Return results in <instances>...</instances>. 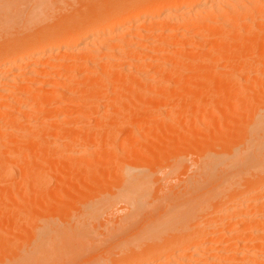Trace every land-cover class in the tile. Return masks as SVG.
Returning <instances> with one entry per match:
<instances>
[{"label":"bare ground","instance_id":"6f19581e","mask_svg":"<svg viewBox=\"0 0 264 264\" xmlns=\"http://www.w3.org/2000/svg\"><path fill=\"white\" fill-rule=\"evenodd\" d=\"M22 2L24 0H0V16H9L19 9ZM110 4L116 8V12L110 18L99 19L95 29L88 35L76 33L77 27L68 29L53 27L49 31L56 32L55 37L43 30V32L34 34V40L38 43L34 47L28 42L22 43L14 40L10 41L6 48L0 49V162L3 164L0 166L5 168V170L0 168V175L4 174V176L1 175L3 180L5 175L10 177L11 174L18 172L20 177L17 175L21 180L15 182L17 179L14 178H17V175H13L15 176L12 179L14 182L12 181L13 184L7 186V191L12 186L15 188L16 185L19 187L22 184L23 186L21 185L19 189L16 187V191H25V193L21 192L17 194V197L21 194L23 198L26 194L23 204L25 202L29 203L27 205H30V202L39 204L30 205L31 208L36 206L33 208L36 209L40 203L51 202V200L55 201L52 203L56 204L57 202V206L58 203H64L61 196L65 198L66 188L68 189L71 184L76 182L79 184L72 187L73 190L79 186L83 190L84 187H87L88 182L92 185L96 184L95 180L100 176V170L96 168L102 167L101 165L105 163L104 160L108 161V158L113 156L112 152L110 153L113 148L110 146L112 142H108L111 149L106 146L105 152L102 146L101 149H93L91 144H93L92 142L103 144V138H107L109 135L105 137L106 133L103 137L101 132L103 129L107 131L106 126L108 125L114 126L113 122L116 119L118 121L123 119L121 122L124 119V122H130L129 120L134 118L135 120L132 119V121L137 128L139 127L137 124L147 126L149 124H165V127L162 125L163 127L157 128L158 130L156 128L152 130L153 133L156 130L164 132L161 134L159 132L160 136L156 133L157 131L152 134L158 139L161 136L163 138V134L166 135H164L166 140L169 135H176L173 138L170 137L173 140L168 138L170 142L167 140L164 145L162 144L164 138L163 141H156L161 146L145 145V140L150 138L144 136L148 138L140 139L139 132L142 129H135V126L132 127L133 124L119 122L124 128H120L123 130H120L122 143L118 146L115 141H118L117 138L120 137V134L116 133L120 132L117 129L120 124H116L117 128L112 130L114 133H110L113 138L116 137L113 140L108 137L115 144L113 145L120 149L119 152L116 149V155L110 161L115 169L111 164L110 169H108L109 165L108 168L104 167L107 172H112L114 169V175L111 173L112 178L110 173L103 172L104 176L106 174L107 180L110 177L111 179L107 181L102 176L100 178L103 179L102 182L115 183L114 186H117L111 189L112 191L105 192L103 190L105 193L98 190L100 195L97 194L98 196L93 197L83 192L79 195L80 202L78 201V203L80 204L74 206L75 209L64 207L65 210L59 214L50 210L45 214L40 213L39 216L37 213L39 211L36 210L32 214L34 221L32 222L29 219L30 216L26 215V218L29 219L27 222L31 221V223L26 225V220L22 218L24 222L21 224L22 221H20V224L16 226L18 230L15 231L13 228L14 232L6 230L7 228H0V264H264V82L262 83L260 80L264 78V0H125L123 2L112 0ZM50 6L45 0H40L37 5L44 11L51 9ZM169 9H172L170 14ZM98 12L100 11L98 10ZM94 15L92 17L97 19ZM150 16H157L151 23L162 22V25H159L163 27L162 32L156 31L158 34L155 41H149L153 35L148 36L141 31L142 29L140 30L141 25L145 27L144 24L136 29H131L130 26L140 18ZM163 21L166 24H163ZM151 29L153 30V28ZM125 47H129V49L127 50ZM123 48L127 51L122 52ZM246 56L249 57L248 60ZM14 58L18 60H14ZM242 58L245 62L242 61ZM235 62L238 64L235 65ZM80 71L81 76L78 77L77 74ZM250 73H254V75H250ZM186 74L188 75L187 80H185ZM242 76H245L246 79V81L243 80L245 81L243 83L240 79ZM253 76L254 81H252ZM198 78L201 83H196L199 82ZM226 80L234 88V92L240 94L236 96L237 98H233L235 102L236 100L240 101L237 103L238 107L235 102H227L234 97L233 90L231 97H224V95L231 94V92L228 93L231 91V87L228 86ZM203 83L207 85H203ZM250 84L252 91H249L248 88ZM243 86L247 90L245 88L244 90ZM204 88L206 89L204 92H208V94L205 93V100H203V96L200 97V92ZM243 92L244 94L241 95ZM247 92L249 95L250 92L252 93L250 95L252 99L247 96L250 102L248 103L250 111L241 116L238 113L240 112L238 108L240 105L241 109L244 108L242 103ZM220 94L224 97V101ZM219 96H221L220 100ZM197 100H203L204 104L203 102L198 103ZM206 103H213L212 106H215L212 107ZM228 103L235 104L236 108L234 106L233 111L235 110L234 113L239 114L237 117L240 116V122H238L246 124H243L245 128L243 125L237 124L242 129L243 135L239 134L238 128H236V132L233 130L234 133L231 132L230 128L233 129V127L229 126L228 119L231 120L232 116L224 112V115L230 116L226 119L227 116L223 115L222 108H225L226 104L228 106ZM246 103L247 100L243 103L246 108L244 111H247ZM196 104L200 106H196ZM102 106L106 109V112L105 109H102L105 112L103 114L100 111ZM122 106L127 110L123 111V108L121 110L119 107ZM162 106L163 109L160 110H165L163 112L154 109ZM204 106L205 110L206 106H209L208 110L213 109L210 117L212 132L207 133L208 135L204 132L205 136L203 135V137L210 141L199 144L205 138L201 139L196 136L198 135L196 130L203 124V120L210 119L207 116L210 110L203 111L205 114L201 112L204 116L206 115L205 119L199 115V108L202 107V111ZM114 107V110L118 107L117 112H114L120 111L116 115L120 120L117 117L114 118L115 120L111 119L109 116L113 113L109 109ZM80 108H84L85 111L75 117ZM144 108H148V111ZM191 108H193L194 115L188 113ZM91 110L96 111L93 113L94 115L91 114ZM152 110L156 111V114ZM108 111L109 113H107ZM111 116L114 117L113 114ZM72 118H78L84 124L89 123V125L93 120L101 123V127L94 126L95 124L92 123L91 126L97 127L94 132L104 128L97 131V134L93 132L94 128L89 129L94 134L87 133L86 130L83 134L87 133V135H83L79 130L82 136L78 131L72 129L74 127L69 126L70 128H65L64 131L61 128L65 138L67 136L74 138L77 136V132L79 139L83 137L85 146L81 139L78 141L79 144H82L80 146L85 147V149L81 148L84 153L81 149V151L74 149L72 153L81 152L80 154L83 153L82 156L85 157L80 159L79 153V157L76 155L77 153H69L71 149L68 150L72 146L69 139H67L69 142L66 140L69 144H65L66 146L64 145L63 148L55 145L54 142L57 140L52 143L56 149L49 144L52 147L49 149L51 148L52 151L59 148L61 153H58L61 158L58 157V153L55 157L56 151H54L55 154L50 153L49 156L48 148H46L48 150L46 154L49 157L46 156L43 151L47 147L45 144L52 141H47L51 138L49 128L52 130V126H55L52 124L49 126L50 121L53 120L54 123L65 121L68 125L72 124ZM237 119H233V121L235 122ZM107 120L112 123L106 125L108 122L105 121ZM227 123L229 124L227 130L230 129L228 131L230 133L224 128L222 129L223 125ZM57 124L56 126L59 125ZM174 124L179 125L178 128L173 127ZM124 125L128 128L131 127L132 130L129 131L130 129H126ZM31 126H35L37 131L32 130L34 127ZM167 126H170V131L169 127L166 128ZM28 127H31L30 130ZM164 128L166 129L164 130ZM45 130H47L46 134L49 132L50 137H46ZM186 130L191 133L194 139L196 138V143H198V146L196 143L191 146L195 141L191 139L192 142L189 141L191 144H186V148L190 149L191 154L193 150L200 157V162L196 166L188 161L186 157L190 154L188 150L184 151L186 153L183 152V155L181 152L182 147L185 148ZM237 131L238 134H235ZM171 132L173 135L170 134ZM201 133L199 134L202 135ZM236 135H239L241 140ZM197 137L201 139L200 142ZM129 143L133 144V149L127 148L130 147L127 146ZM42 144L45 146H41ZM2 146L10 158L8 156V159H1L3 158L2 154L4 157L8 155ZM146 146L148 151H146L147 148L143 149ZM177 146L182 147L178 150ZM7 147L10 149L6 150ZM61 149L64 150V153L68 151V158H74L76 155V160L80 159L76 161L78 162L76 165L73 162L75 159L72 161L71 158H67L72 161L73 169H75L74 165L77 166L75 172L72 169L67 172V167L72 163L69 162L68 165L65 161L63 164L62 161L65 159ZM27 150L30 151V154L26 152ZM40 151L44 152V157ZM38 152L41 154L39 153L40 158L39 154L36 156L37 159L41 160V157L44 158V161H48V158H50L49 160L56 158L55 161L59 159V162L66 167L59 174H64L63 170H65L67 172L65 175L68 174L69 177L66 178L63 174L58 175V172H55L58 170L55 168L56 165L59 168L58 171L63 166L61 163L59 165L57 161L55 165L52 161V163L50 162L52 167L48 163L45 166L50 167V170L45 171V173L50 171L49 177L48 173L43 175L46 180L44 177H42L44 180L41 181L34 178L38 182L32 180L30 182L33 183L29 184V181L27 183L26 180L33 176V172H35L34 175L44 172V161H39L42 163L41 165L35 156L32 158V154ZM20 153L21 161L23 163L26 161L25 165H21L22 167H20ZM130 154L134 155V158H139L143 163L135 164L137 161L134 160L138 159L128 162L127 159L130 157L126 158V156H130ZM12 158L20 163H16L15 160L16 165L7 166L9 164L5 160L13 161ZM30 160L34 163L31 164ZM35 161L40 164L39 167L35 166L39 168V171H33V167H31L33 164H37ZM157 161L160 162L159 165L155 163ZM4 164H7V167H4ZM26 165H30L32 175H29L30 171L26 169ZM157 165L158 167H154ZM40 167L43 169L40 170ZM154 168L170 172L160 176ZM147 169H150L151 172H147ZM51 171L55 172L58 177L55 175L53 179L55 173L51 177ZM93 172L99 175L94 178ZM69 173L73 176L70 177ZM74 173L76 174L74 175ZM89 174H93L91 178ZM115 174L117 175L115 176ZM172 174L181 175L180 183L169 186L170 190L164 192L165 194L161 193L160 195L159 191L155 192L157 191L155 188L160 189L159 185L166 186L168 175ZM92 177L94 183L93 180H89ZM55 179V188L48 189L46 184H50ZM112 179H116L113 180L114 183ZM24 184H27L28 188L31 187L30 185L39 184L34 187V189L37 188L34 190L36 193H31L39 194L40 197L38 198L36 195L35 198H30L35 196V194L30 195L29 192L33 191V188L26 190L23 188ZM106 185L103 184V186ZM13 187L12 190H14ZM39 188L43 194L40 193ZM42 189L44 190L42 191ZM69 189L71 190V188ZM73 190H71L72 194ZM26 191L29 192L28 195ZM98 191L96 190V192ZM63 192L64 195H62ZM86 192L88 193V191ZM72 194H68L69 198H72ZM36 198L37 200H35ZM40 198L42 199L40 200ZM4 201H1V204ZM67 201L65 204L68 207L74 205L72 200L68 199ZM9 202H11L9 204H13V201ZM17 202L20 204L19 201ZM6 203L8 202L5 201L4 205ZM52 203L51 205H53ZM119 203L126 205L125 207L121 205V209L125 213L118 215L120 217L114 221L113 225H107L103 219H106ZM43 205L45 207L48 203L41 206ZM14 206L15 204L11 206L12 210ZM7 208L9 209V207L5 209ZM57 209H61V207L58 206ZM1 210L0 212H3ZM113 213L116 212L113 211ZM6 214H2V217L5 215L2 221L8 222L6 220L11 216ZM5 222H3V226H5ZM9 225L8 223L6 226L12 230ZM5 231L12 232L16 240H8L10 238L7 237L11 233L7 234ZM116 254L119 255H117L118 258L115 257ZM104 256L107 260L103 258Z\"/></svg>","mask_w":264,"mask_h":264},{"label":"rangeland","instance_id":"374dc122","mask_svg":"<svg viewBox=\"0 0 264 264\" xmlns=\"http://www.w3.org/2000/svg\"><path fill=\"white\" fill-rule=\"evenodd\" d=\"M46 1V3L48 2L51 6V9L49 8V9H46L45 11H44V9L42 10V8H38L37 7V5H38V3L40 2V0H24V2H22V4L21 5H19V9L18 10H16L15 12H12L9 16H0V47L2 46V48H0V49H3V48H6L9 44L8 43H10V41H16V42H22V43H24V42H28L29 44H33L32 46L34 47L35 45H37L38 43H37V41H35L34 40V34L35 33H37V32H43V31H45V33H47V34H50L52 37H55L56 36V32H50L49 31V29L51 30L53 27H58V28H62V29H64V28H66V29H68V28H72V27H77V31H76V33L78 32V33H83V34H86V35H88L91 31H93L94 29H95V26H96V24H97V22H98V20L100 19V20H103L104 18H110V17H112L113 16V14L116 12V8L115 7H113L111 4H110V2L112 1V0H104V1H101L100 0V2H98L99 0H45ZM114 1H120V2H123V1H125V0H114ZM165 2V1H164ZM97 3V4H96ZM98 10L100 11V12H98ZM99 13L98 15H94V14H97V13ZM172 12V9H169V14ZM95 16V17H97V19H95V18H93L92 16ZM102 16V17H101ZM156 17L157 16H150V17H143V18H140L139 20H137L136 22H134L132 25H130L131 26V29H136L138 26H140L141 24H144V26L145 27H143V25H141L142 27L140 28V30L142 31V32H144V33H146L148 36L149 35H153V36H151L152 37V40H151V37H150V39H149V41H155L156 40V37H157V34L158 33H160V32H162V26H159V25H162L161 23L162 22H154V23H151L152 22V20H154V19H156ZM93 18V19H92ZM159 18V17H158ZM90 19H92V20H90ZM149 20H150V22H149ZM155 24V25H154ZM157 24V25H156ZM163 24H166L165 23V21H163ZM44 26V27H43ZM158 26V27H157ZM151 28H153V30L151 29ZM45 29H47V30H45ZM43 30V31H42ZM156 31L158 32V33H156ZM144 33H143V35H144ZM150 33H153V34H150ZM155 33H156V35H155ZM147 36V37H148ZM155 36V37H154ZM149 38V37H148ZM31 42V43H30ZM133 47H135V45H132ZM131 46V47H132ZM154 46V45H153ZM132 47V48H133ZM126 48V47H125ZM125 48H123L121 51L123 52V51H127L128 49H129V47L128 48H126L127 50H124ZM157 48V47H156ZM20 53V52H19ZM22 54V53H21ZM20 54V55H21ZM244 58V57H243ZM243 58H242V61H244L243 60ZM249 58V57H248ZM248 58H247V56H246V59L248 60ZM245 59V58H244ZM14 60H18V59H16V58H14ZM238 62H240V61H238ZM245 62V61H244ZM235 65L236 64H238V63H234ZM207 70V69H206ZM81 71L77 74L78 75V77H80L81 75ZM187 75V74H186ZM185 75V77H187V78H185V80H187L188 79V75L186 76ZM250 75H254V73H250ZM190 77V76H189ZM225 78V77H224ZM242 78H244V79H242ZM242 78H240L241 80H242V83L243 82H245L246 81V79H245V76H242ZM199 79V82L197 81H195L196 83H201L200 81V78H198ZM207 79V78H206ZM205 79V80H206ZM226 79H228L227 77H226ZM204 80V79H203ZM202 80V82H204ZM238 80H239V77H238ZM243 80H245V81H243ZM261 80V82L263 83L264 81V78H263V80H262V78L260 79ZM252 81H254V76L252 77ZM193 82H194V80H193ZM226 82L229 84V82L226 80ZM207 83L209 84V81L207 80ZM203 85H207V84H205V83H203ZM232 85V84H231ZM251 85V84H250ZM249 85V91H252V85L250 86ZM229 87H231L230 86V84L228 85ZM251 87V88H250ZM202 88H203V86H202ZM243 89L245 88L244 86L242 87ZM229 89V88H228ZM246 90H247V88H245ZM244 89V90H245ZM204 90L206 91V89L204 88V89H202V91L200 92V97H202L203 98V100H205L204 98L206 97L205 95L206 94H208V92H204ZM232 90H233V92H234V88H232L231 87V91H226V92H228V93H230L231 92V94H228V95H224V97L226 98V96H229V97H231L232 96ZM240 91H242V90H240ZM245 92V91H244ZM244 92L243 93H241V95H243L244 94ZM202 93H204V94H202ZM206 93V94H205ZM202 94V95H201ZM225 94V93H224ZM227 94V93H226ZM234 95V97H232V99H230V100H228L227 102H229V101H232V102H235V100L233 99V98H237L236 96H239L240 94H238V93H236V92H234L233 93ZM237 94V95H236ZM248 94V95H247ZM252 93L250 92V95H251ZM129 97H131L129 94H127ZM221 95V94H220ZM250 95H249V92H247L246 93V96L244 95V98H243V100H244V102L247 100V105H246V107H247V111H244V109H246L245 108V104H243L244 102H243V100H242V105H243V109H241L240 107H241V105L239 106V108H238V111H240V112H238L241 116L243 115V114H248L249 113V111L250 110H248L249 109V107H248V103H250L249 102V100H248V98L250 97ZM205 96V97H204ZM217 96V95H216ZM215 96V97H216ZM222 96V95H221ZM221 96H219V100H220V97ZM247 96H248V98H247ZM223 97V96H222ZM224 97H223V101L225 100L224 99ZM241 97H243V96H241ZM241 97H239L240 99H241ZM160 98V97H159ZM163 98V97H162ZM246 98V99H245ZM251 98V97H250ZM200 99V98H199ZM252 99V98H251ZM251 99H250V101H251ZM199 101V100H197L198 101V103L199 102H203V104H204V101ZM215 100H216V98H215ZM216 101H218V100H216ZM101 102V101H100ZM103 102H104V100H103ZM240 102V101H239ZM238 102V100H236V106L238 107V105H237V103H239ZM252 102V101H251ZM161 103V102H160ZM163 103V102H162ZM104 104V103H103ZM206 104H208V103H206ZM212 104L213 103H209L208 105H211L212 106ZM230 105L231 104H229L228 103V106H227V104H226V106L224 105V107L225 108H222V112H223V115H224V112H225V114H231L230 116H232V118H230L231 120H229L228 119V117H230L229 115L227 116V115H224L225 117L227 116V118L226 119H228V121H229V124L227 123V124H225V125H223V127H222V129L224 128L225 130H227L229 127L227 126V125H229V126H231V127H233V129L232 128H230L231 129V132H236L235 130H236V128H238L237 130L238 131H240L239 132V134L240 135H243V133L241 132L242 131V129H240L239 128V126L237 125V124H240L241 126L244 124L243 122L242 123H239L240 122V120H239V118H240V116H238L237 117V115H239L238 113L236 114V113H234L235 112V110L233 111V108H234V106H235V104L234 103H232V105H231V107H230ZM118 106H121V105H118ZM196 106H200L199 104H196ZM215 105H213L212 107H214ZM236 106H235V108H236ZM96 107V106H95ZM148 107H150V106H148ZM153 107V106H152ZM195 107V106H194ZM209 107V106H208ZM208 107L206 106V110H205V106H204V110H202L201 111V109H203L202 107L201 108H199V110H200V112H199V115L200 116H203L202 118H204L205 116L203 115V114H205L203 111H205V112H207V110H208ZM226 107H229V108H226ZM119 108H121V110H123L124 109V107L122 106V107H119ZM123 108V109H122ZM95 109V108H94ZM101 110L100 111H102V114L103 113H105L106 112V109L102 106V108H100ZM105 111V112H103V110ZM111 109V110H110ZM109 109V111L110 112H113V113H111V114H113V118H112V116H111V114H109V116L111 117V119H116V115L120 112H118V113H116L117 111V109H118V107H117V109L116 110H114L115 109V107L114 108H110ZM145 109V108H144ZM155 110L156 109H159V112H163V111H165V110H160V109H163V106L160 108H154ZM153 109V110H154ZM165 109H166V107H165ZM225 109V110H224ZM241 109V110H240ZM125 110H127V108L126 109H124L123 111H125ZM145 110H147L148 111V108L147 109H145ZM150 110V109H149ZM152 110V112H154L155 114H156V111H153ZM190 110V109H189ZM198 110V109H197ZM210 110V111H209ZM208 111L210 112H208L207 113V116H208V118H210L212 115V111H213V109L211 110V109H209ZM243 110V113L241 114V111ZM85 110H84V108H80V110H79V113H76V115H75V117H78L79 116V114L80 113H83ZM92 112H91V114H93L94 112H96V111H93V110H91ZM109 111L107 112V113H109ZM114 111H116V112H114ZM187 112H188V110H186ZM151 112V113H152ZM157 112H158V110H157ZM193 108H191V110L188 112L189 114L191 113V114H193ZM201 112H203V114L201 113ZM237 112V111H236ZM245 112H247V113H245ZM202 115H201V114ZM115 114V115H114ZM153 114V113H152ZM188 114V116L190 117L191 116V118H193V116L192 115H189ZM210 114V115H209ZM232 114H234V115H232ZM94 115V114H93ZM194 115V114H193ZM119 116V115H118ZM234 116V117H233ZM244 116V115H243ZM246 116V115H245ZM120 117V116H119ZM122 117V116H121ZM187 117V116H186ZM188 117V118H189ZM238 118L237 119V121H233V119L235 120L236 118ZM118 118V117H117ZM207 118V117H206ZM241 118H245V117H241ZM110 119V120H111ZM114 119V120H115ZM119 120H120V118H118ZM130 119V118H129ZM132 119H134V118H131L129 121L130 122H124L125 121V119H124V121H122V122H124V123H129L130 125L131 124H133V121H132ZM205 119V118H204ZM54 120H56V119H54ZM73 122H75V123H73L72 121V124H68V125H66L67 123L65 122V121H60L61 123H59V122H56V123H58L57 125L58 126H56V123H54L55 121H53V120H51L50 121V124H49V126L52 124V125H55V126H52V130H50L51 128H49V131H50V134H51V138H49V139H47L48 137H50V134H49V132L46 134V132H47V130H45V134L47 135L46 137L47 138H45V139H47V141H49L50 142V140H52L50 143H46L45 145L47 146V147H45V150H43V151H45V154L47 153V151L48 150H50L52 147L50 146V145H52L53 146V142H54V140H57V141H55L54 143H55V145L56 146H58L59 148L61 147V148H63L64 147V145L65 144H69V143H67V142H69L67 139H69L71 142H72V148L70 147L69 148V150L68 151H70V149H71V152H69V153H72L73 151H74V149H81V148H83L85 145V143H84V139H82L83 137H80V139L83 141V147L82 146H80V145H82V144H79V141H80V139L77 137V136H82L81 135V132H79V130H81L82 131V134L83 133H85L86 132V130H87V133L89 132V133H91L92 132V130H93V132H94V130H96V128L97 127H94V126H99V127H101L102 125H101V123H99V122H97L96 120H93L92 122H91V125H92V123H93V125L94 126H91V125H89V123H86V124H84V122H82V120H79L78 118H72L71 119ZM105 121V122H108V123H106V125L107 124H109L111 121L113 122V120H111V121ZM121 120H123V119H121ZM121 120L120 121H118L117 119H116V121L115 122H113V124H114V126H112V125H108V126H106V128H107V131L106 130H104L103 128L104 127H102V129H103V131L101 132L102 133V135H103V137H104V135H105V137L107 136V135H109V136H107V138L109 137V138H112V140L116 137H114L113 138V135L111 134L110 135V133H114L113 131H114V129H115V125L116 124H120V123H122L121 122ZM126 120H127V118H126ZM135 120V119H134ZM77 121V122H76ZM96 121V122H95ZM128 121V120H127ZM204 122H203V124H201L198 128H197V133H198V135H196V136H199L201 139H202V137H203V135H204V132H205V134H207V133H210V132H212V126H211V118L210 119H205V120H203ZM228 121H226V122H228ZM239 121V122H238ZM51 122H53V123H51ZM67 122H69V121H67ZM71 122H69V123H71ZM111 122V123H112ZM116 122H118V123H116ZM120 122V123H119ZM233 122V123H232ZM244 122L246 123V121H245V119H244ZM97 123H99V124H97ZM110 123V124H111ZM155 123V122H154ZM88 124V125H87ZM145 124V123H144ZM171 124V123H170ZM173 124V123H172ZM62 125V126H61ZM126 125V124H125ZM124 125V126H125ZM129 125V126H130ZM137 125H139V130H141V132H139V130H138V132H139V136H140V139H143V140H145L146 138H150L149 140H145L146 141V143H145V145L147 144H150V145H155L154 147H156V145H160L161 146V144H158V140H161V141H163V145H164V143H167L166 141L168 140V138H170V137H172L173 138V136H175V135H173L172 133L174 132H171L170 134L171 135H173V136H170L168 133V137H167V140L164 138V135L165 134H163V138H162V136L158 139L155 135H152V134H154L158 129L157 128H159V127H161L162 125L165 127V124H160L159 125V123H158V125L157 124H153V125H141V124H137ZM175 126H173V127H176V128H178V126L179 125H177V124H174ZM233 125V126H232ZM244 125H246V124H244ZM243 125V126H244ZM69 126H71V127H74V128H72V129H74L75 131H78L79 132V135H78V132H77V136L76 137H74V138H71V137H69V136H67L66 138H65V135L63 134L64 132V129L65 128H68ZM90 126H91V128H90ZM120 126V127H119ZM118 127L119 128H117V129H119V131L121 130V129H123L124 127H122V125L120 124ZM135 126V129H138L137 128V126L136 125H134L133 124V126L132 127H134ZM145 128H144V127ZM162 126V127H163ZM172 126V125H171ZM184 126H186V125H184ZM31 127H34L32 130H36L37 131V128H35V126H31ZM31 127H28V130H30V128ZM60 127V128H59ZM98 127V128H99ZM142 127V128H141ZM169 127V131H170V126H167L166 128H168ZM173 127H172V129H173ZM183 127V126H182ZM47 128H48V126H47ZM46 128V129H47ZM61 128H63L62 130H61ZM70 128V127H69ZM76 128V129H75ZM92 128H94V129H92ZM121 128V129H120ZM125 128L126 129H130V128H128V126L126 127L125 126ZM147 128V129H146ZM154 128H156L157 130L156 131H154V133H153V131L152 130H154ZM166 128H164V130L166 129ZM180 128V127H179ZM243 128V127H242ZM244 128H245V126H244ZM89 129H92L91 131H89ZM102 129H97V131H99V130H102ZM134 129V128H133ZM134 129V130H135ZM161 129H163V128H161ZM230 129L229 130H227V132L228 131H230ZM40 130V129H39ZM54 130V131H53ZM110 130V131H109ZM113 130V131H112ZM132 129H130L129 131H131ZM163 130V131H164ZM167 130V131H168ZM174 130V129H173ZM233 130V131H232ZM52 131V132H51ZM97 131L96 132H94L95 134H97ZM106 131V132H105ZM112 131V132H111ZM116 131V130H115ZM121 131H123V130H121ZM121 131L118 133V131L116 132L117 134H120L119 136V138H117V140L118 141H115L116 143H117V145L119 146V145H121V143H122V136H121ZM127 131V130H126ZM125 131V132H126ZM137 131V130H136ZM160 131H162V130H160ZM159 131V132H160ZM168 131V132H169ZM214 131V130H213ZM238 131H237V133H235V134H238ZM63 132V133H62ZM92 132V134H94ZM103 132H104V134H103ZM109 132V133H108ZM128 132V131H127ZM138 132H136L137 134H138ZM159 132L157 131L156 133H158V135H159ZM202 132V133H201ZM233 132V133H234ZM87 133L86 134H83V135H87ZM116 133H115V135H116ZM161 133H164V132H160V134ZM166 133V132H165ZM199 133H201L202 135H200ZM228 133H230V132H228ZM242 133V134H241ZM124 134V133H123ZM136 134V135H137ZM185 136H186V139H185V141L184 142H186L185 143V148L184 147H182L183 146V143H182V146H177V148H178V150H179V148L180 147H182V150H181V152H182V155H183V152L184 151H187L188 149L186 148L187 147V145H189V144H187V143H190L191 144V142H192V140L191 139H193V140H195L194 139V137L191 135V133H189V132H187V130H186V132H185ZM234 134V135H235ZM63 135V136H62ZM99 135V134H98ZM97 135V136H98ZM101 135V134H100ZM101 135V136H102ZM155 136V137H152V136ZM157 135V136H158ZM208 135V134H207ZM111 136V137H110ZM138 136V137H139ZM144 136H148V137H144ZM160 136V135H159ZM166 136V135H165ZM205 136V135H204ZM237 137L239 136V135H236ZM98 137H100V136H98ZM103 137H101V138H103ZM124 137H125V134H124ZM123 137V138H124ZM142 137V138H141ZM199 137H197L198 139H199ZM242 137V136H241ZM75 138H76V142H75ZM107 138H103L104 139V141L102 142L103 144H99L98 143V141H97V143L98 144H96V142H92L93 144H91V147L93 148V149H97V148H99V149H101L100 147L102 146V148H103V151L105 152V150H106V146H107V148L109 147V143L108 142H112L111 144L113 145L114 143H113V141L111 140H109V138H108V141H107V143H106V140H107ZM157 138V139H156ZM172 138H170L171 140H173ZM203 138H205V137H203ZM238 138H240V136L238 137ZM60 139V140H59ZM72 139H73V141H72ZM139 139V138H138ZM163 139V140H162ZM201 139H199V142L201 141ZM235 139H236V137H235ZM66 140H67V142H66ZM79 140V141H78ZM116 140V139H115ZM237 140V139H236ZM235 140V141H236ZM239 140H241V138L239 139ZM43 141H44V139H43ZM43 141H39L40 143L41 142H43ZM61 141V142H60ZM93 141H95V140H93ZM144 141V142H145ZM152 141H154V142H152ZM156 141H158L157 143H156ZM169 142H170V140H168ZM189 141H191V142H189ZM210 140H208L207 138H205V140L204 141H201L199 144H201V143H207V142H209ZM46 142V141H45ZM44 142V143H45ZM66 142V143H65ZM70 142V143H71ZM148 142V143H147ZM168 142V143H169ZM194 143H192L191 144V146L192 145H194L195 143H196V140L195 141H193ZM238 142V141H237ZM236 142V143H237ZM43 143V144H44ZM41 145V146H45V145ZM50 144V145H49ZM63 144V145H62ZM94 144H95V146H94ZM110 144V146L115 150L114 152H113V149H111L110 147V149L112 150V151H110V153L112 152V154H113V156L114 155H116V152H117V150H118V152H119V147L117 148L116 146H112ZM144 144V143H143ZM187 144V145H186ZM198 143H196V145H197ZM40 145V144H39ZM54 145V146H55ZM62 145V146H61ZM76 145V146H75ZM93 145V146H92ZM97 145H100V146H97ZM206 145V144H205ZM12 146H14V145H12ZM40 146V147H41ZM53 146V147H54ZM66 146V145H65ZM104 146V147H103ZM127 146H130V147H127L128 149H133V144L132 145H130V143H129V145L127 144ZM144 146V145H143ZM198 146V145H197ZM199 146H201V145H199ZM3 147V146H2ZM17 148V146H14V148ZM49 147H51L50 149H49ZM68 147V146H67ZM75 147V148H74ZM96 147V148H95ZM114 147H116V148H114ZM193 147H195V146H193ZM5 148H6V146H5ZM8 148V147H7ZM10 148H11V146H10ZM10 148H8V149H6V150H9ZM46 148H48V150L46 149ZM59 148L57 149V150H54V149H56V147H54V151H56V154H55V152L54 151H52V150H50V151H52V152H48L49 154V156H50V153H53V154H55L56 156L55 157H57V153L59 152V153H61V151H59ZM146 148H147V150H146ZM186 149V150H184V149ZM43 149V148H42ZM66 149V148H65ZM84 149H85V147H84ZM98 149V150H99ZM109 149V150H110ZM117 149V150H116ZM143 149H145L146 151H148V147L146 146V147H143ZM3 150H4V147H3ZM61 150H63V149H61ZM78 150V151H79ZM82 150V152H83V149H81ZM80 150V151H81ZM150 150V149H149ZM43 151H40L42 154H44V152ZM65 151H67V150H65ZM67 151V152H68ZM189 151V153H190V149L188 150ZM4 152L5 153H7V151H5L4 150ZM9 152V151H8ZM27 153H29L30 151H26ZM40 152H38V153H36V154H32V158L35 156V158L37 159L38 157L40 158ZM67 152H65L64 153V150H63V152H62V154H63V156H64V161H62L63 162V164H64V162L66 161L67 162V164L69 163V162H71L72 163V161L73 162H75V164L76 163H78V162H76L79 158L80 159H82L83 157H85L84 155L82 156V154L84 153H82V154H80L79 152V154L82 156H80L79 157V155H78V153H77V151H75L74 153H72V154H76L79 158L76 160V158L75 157H77L76 155H75V157L74 158H71L70 156H71V154L69 155V157L71 158V160L72 161H69L68 159H70V158H68L67 157ZM107 152H108V150H107ZM192 152V154L190 153L189 155H187L186 156V154H184V156H186L187 157V159H188V161L190 162V164H193V165H197L198 164V162H200V157H199V155L198 154H195V152L192 150L191 151ZM194 152V153H193ZM19 153V152H18ZM40 153V154H39ZM59 153H58V157L59 158H61V155L59 156ZM179 154H180V152H178ZM184 153H186V152H184ZM8 154V153H7ZM30 154V153H29ZM38 154H39V156H38ZM45 154L42 156V157H44L45 156ZM53 154H51L52 156H53ZM111 154V155H112ZM12 155V154H11ZM15 155V154H14ZM20 155V159L18 158V157H16L17 156V154H16V156H15V158H18L20 161L22 160L21 159V153L19 154ZM18 155V156H19ZM47 154H46V156H48ZM66 155V156H65ZM6 156V155H5ZM9 156V158H10V155L8 154L6 157H4V154H2V157L3 158H1V159H6L7 157ZM13 156V155H12ZM22 156H24L23 154H22ZM36 156H38V157H36ZM48 156V157H49ZM62 156V157H63ZM113 156L112 157H110V158H108L109 160L107 161V160H104L105 161V163H104V165L102 164L101 166L102 167H98V168H96V169H98V170H100V176H102L103 177V179L105 178V176H106V174H105V176H104V173H106L107 172V169L105 168L104 169V167H107L108 165V169H110V164H111V162L110 161H112V158H113ZM131 156H133V157H131ZM41 157V160L40 159H37V161L39 162V161H44L43 159L44 158H42ZM47 157V158H48ZM54 157V156H53ZM127 157H130V158H128L127 160H128V162H130L132 159L134 160V159H138V160H134V161H137V163L135 162V164H139V163H143L139 158H134L135 156L134 155H132V154H130V156H126V158ZM14 158V157H13ZM12 158V159H13ZM31 158V156L29 157V159ZM47 158H46V160H47ZM68 158V159H67ZM8 159V158H7ZM29 159H24V160H29ZM50 158H48V161H44V166L43 167H45V166H47L48 164H50V167H52L53 165H51V163H52V161L54 162V164L56 165L57 163H59V165H60V163L61 162H59L60 160L58 159V160H56L57 161V163H55L56 161H55V159L54 158H51V160H49ZM63 159V158H62ZM67 159V160H66ZM79 159V160H80ZM107 159V158H106ZM16 160V159H15ZM14 159H13V161L11 160V161H9V160H5V161H8V163L7 164H9V165H7V166H10V164L12 165H16V163L18 162L17 160L15 161ZM32 160H34V159H32ZM32 160H30L31 162V164L32 163H34V161H32ZM78 160V161H79ZM126 160V159H125ZM132 160V161H133ZM14 161L16 162V163H14ZM20 161L18 162V163H20ZM133 161V162H134ZM140 161V162H139ZM159 161V160H158ZM158 161L157 162H155L156 164H158L159 165V163H158ZM10 162H13V163H10ZM26 161H24V163H25ZM36 162V161H35ZM51 162V163H50ZM133 162H131V163H133ZM1 163V162H0ZM23 163V161H21V164H20V167H22L23 165H25ZM28 163V162H27ZM37 163V162H36ZM40 163V162H39ZM37 163L36 165L35 164H33L31 167H33V171H39L38 169L39 168H37V167H39L40 166V164L42 165V163ZM48 163V164H47ZM154 163V164H155ZM23 164V165H22ZM66 164V163H65ZM0 165H3L2 163L0 164ZM5 164H4V167H7ZM22 165V166H21ZM61 165H62V163H61ZM69 165V164H68ZM77 165V164H76ZM112 166H113V164H111ZM151 165H153V164H151ZM158 165L157 166H154V167H158ZM17 166H18V164H17ZM35 166H37V167H35ZM63 166V165H62ZM72 166V168H70ZM146 166H150V165H146ZM2 166H0V168H1ZM36 169H35V168ZM42 167V166H41ZM40 167V170H42L43 168H41ZM50 167L48 168V167H45L43 170H44V172H41V174L40 175H34V173L35 172H33V176H35V177H33V176H31L30 178H33V179H30L29 177V180L27 179L26 181H27V183H28V181H29V184H31V183H33V182H30V181H34V182H38V180L40 179V181L41 180H46V178L43 176L44 174H47L48 172H46L45 173V171L47 170H50ZM55 167V166H54ZM59 167H61V166H59ZM74 167H75V169L77 168V166H75L74 165ZM152 167V166H151ZM55 168H57L58 170H59V168H58V166L56 165V167ZM54 168V169H55ZM64 168H66L65 166H63V168H60L61 170L60 171H58V170H56L55 172L57 173L58 172V175H62L63 173H60L59 174V172H61L62 171V169H64ZM101 168V169H100ZM103 168V169H102ZM113 168L115 169V166H113ZM2 169H4L5 170V168H3L2 167ZM23 169H24V167H23ZM26 169L27 170H29L30 171V173H29V171H28V173H29V175L31 174L32 175V173H31V169H30V165H26ZM52 169V168H51ZM70 169H72V171L74 170V172H75V169H73V163H72V165L70 164V166L69 167H67V172H68V170H70ZM112 169V168H111ZM114 169H113V171H114ZM155 170H157L158 171V173H159V175L160 176H163V175H166V174H168L170 171L169 170H162L161 168H154ZM4 170H2V171H4ZM1 171V170H0ZM96 171V170H95ZM112 171V170H111ZM113 171L112 172H107V173H110V175H111V173L113 174ZM116 171V170H115ZM147 172H151V170L150 169H147L146 170ZM163 171V172H162ZM17 172V171H16ZM52 172V174H51V177L53 176V173H55V172H53V171H51ZM63 172H64V177H69V175L68 174H66L65 175V170H63ZM66 172V173H67ZM71 172V171H70ZM99 172V171H98ZM102 172V173H101ZM104 172V173H103ZM54 174V176H53V179L55 178V175H56V177H58V175L57 174ZM94 173V178H95V176L96 175H99L98 173H96L95 174V172H93ZM114 173H116V172H114ZM17 174L19 175V173L17 172ZM16 173H14V174H11L10 175V177H9V175L7 176V175H5L6 177H5V179L3 178V180H2V177H1V175H0V194H4V195H1L0 197H1V201L3 202V200H5L6 202H8V203H6L5 205H4V203H5V201H4V203L3 204H1V201H0V210L2 209L3 210V212H0V216L2 217V214H6L7 213V211L8 210H10L11 209V211H8V215L7 216H11V218H7V220L6 221H8V222H5V221H2L3 220V217L5 218V215L2 217V219H1V217H0V228L2 229V228H4V229H6V230H8L9 229V231H13L14 232V230H13V228H15V231L16 230H18L17 228H16V226L17 225H19L20 224V221H22V218H23V220H26L25 221V223L27 222V220L29 221V219H31L32 220V222L34 221L32 218H33V216H32V214L34 213V212H36V210L37 211H39V212H37V213H39V216L41 215L40 213H48L50 210H53V211H55L56 213H62V211H64L65 210V208H68V209H75V207L78 205V204H80V203H78V201H79V199H80V196L79 195H81V193H83V192H85L86 194H89V196L91 195V197H93V196H98V195H100V194H98L99 193V191L98 190H100L101 191V193L102 192H106V191H108V190H110V191H112L111 189H114L115 188V186H117V185H115L114 186V181L116 180V179H112V181H113V183L114 184H112V183H109V182H107V181H109L110 179H111V177H112V175H111V177L110 178H108V180L105 178V180H107L106 182H102V180H101V178H100V176H98V178L97 179H99V180H95V182H96V184H94V185H92L90 182H86L87 184V187L85 188H83V190L80 188V186L78 187V188H80L79 190H78V188H76V189H72V187L74 188L75 186H76V184H78V182H76L75 184H71L69 187H68V189L66 188V190L68 191H66V194L64 195V192L62 193V195H64V197L65 198H68L69 200H72L71 202L72 203H74V205L73 206H71V207H68L67 206V204H65V202H68L65 198H62L63 196H61V200L63 201V199H64V203H58L59 205V208L61 207V209H57L58 208V206H57V202H56V204L55 203H52L54 200H51V202H45V203H48V205L50 204L51 205V203L53 204V205H46L45 207H44V205L43 206H41L42 204H45V203H40V206H37L38 208H36V209H33L34 207H36V206H33L32 208H31V204H33V205H39V204H35V203H32V202H30L31 204L30 205H27V204H29L28 202L26 203V205H25V203L23 204V202H24V200H23V198H24V196L26 195H24L23 196V198H22V195L20 194V196H18L17 197V194H19V193H21V192H17L16 191V187H18V185H16L15 186V188L13 187V189L14 190H12V187L11 188H9L8 190L9 191H7V186L8 185H10L11 183L13 184V182H14V180H12L13 179V177H15V176H13V175H17ZM70 174V173H69ZM76 173H74V175H75ZM18 175H17V178L15 177L14 179H17V180H15V182L16 181H21L20 180V175H19V177H18ZM48 175V177H49V175H50V171H49V173L47 174ZM73 176V174H70V177H72ZM90 175V178H91V175H93V174H89ZM89 175H88V177H89ZM109 175V174H108ZM114 175V174H113ZM117 174H115V176H116ZM158 175V176H159ZM2 176H4V174L2 175ZM37 176V177H36ZM41 178H40V177ZM87 176V175H86ZM9 177V178H8ZM12 177V178H11ZM42 177H44V179H42ZM50 177V178H51ZM59 177H62V176H59ZM80 177V176H79ZM93 177H92V179H89V180H93V183H94V179H93ZM19 178V179H18ZM34 178H37V179H34ZM113 178V177H112ZM9 179V180H8ZM52 179V178H51ZM36 180V181H35ZM48 180H50V179H48ZM101 180V181H100ZM118 180V179H117ZM13 181V182H12ZM26 181H24V183H26ZM52 181V180H51ZM56 179L53 181V182H51L50 184H46V185H48L47 186V188L49 189L50 187L52 188H55V184H56ZM78 181H80V180H78ZM99 181V182H98ZM180 181H181V175L179 176V175H176V174H172V175H168V178H167V183H166V186L165 185H159V187H160V189L159 188H155L157 191H155V192H160L159 194L161 195V193H163V194H165L164 192H169V186H175V185H177V184H179L180 183ZM45 182H47V181H45ZM44 182V183H45ZM50 182V181H49ZM55 182V183H54ZM92 182V181H91ZM102 182V183H101ZM111 182V181H110ZM11 184V185H12ZM20 184V183H19ZM28 184V185H29ZM41 184V183H40ZM89 184H91L92 185V187H91V185H89ZM100 184V185H99ZM103 184H107L106 186H103ZM22 184H20V186H21ZM25 186L23 187V188H25L26 190L28 189V190H31L30 188H33V191H29L30 193L31 192H35L34 190H36V189H34V187H35V185H39V184H35L34 186L33 185H30L31 187L30 188H28V187H26V185L27 184H24ZM42 185V184H41ZM45 185V184H44ZM43 185V186H44ZM79 185V184H78ZM85 185V186H86ZM96 185V186H95ZM108 185H111V186H108ZM20 186L18 187V189L20 188ZM23 186V185H22ZM99 186V187H98ZM9 187V186H8ZM90 187V188H89ZM95 187V188H94ZM22 188V189H23ZM42 188V187H41ZM43 188H45V187H43ZM69 188H71V190H73L72 192H73V194L71 193V190L69 189ZM89 188V189H88ZM6 189V190H5ZM40 189V188H39ZM38 189V190H39ZM47 189V190H48ZM107 189V190H106ZM5 191V193H4V191ZM21 190V189H20ZM19 190V191H20ZM37 190V191H38ZM44 189H42V191H43ZM96 190L98 191V192H96ZM104 190V191H103ZM165 190V191H164ZM6 191H7V193H6ZM45 191H46V189H45ZM69 191H70V193H69ZM82 191V192H81ZM86 191H88V193L86 192ZM90 191V192H89ZM94 191V192H93ZM12 192H13V194H12ZM14 192H16V193H14ZM27 192V191H26ZM29 192H27V195H28V193ZM77 193V194H75V193ZM92 192V194H90ZM104 192V193H105ZM10 193V195H8ZM22 193H25V191L24 192H22ZM36 193V192H35ZM35 193H31L30 195H34ZM40 193H42L43 194V192H41V189H40ZM108 193V192H107ZM11 194H12V196H11ZM42 194H40V195H42ZM68 194H72L73 196H72V198H69V195ZM98 194V195H97ZM6 195H7V198H6ZM36 195L38 196V198L40 197L39 196V194H35V196L34 197H30V198H35L36 197ZM75 195H77V197H75ZM4 196V197H3ZM14 196V197H13ZM16 197V198H15ZM20 197H21V200H20ZM5 198V199H4ZM87 198H89V197H87ZM8 199V200H7ZM18 199V200H17ZM42 198H40V200H41ZM15 200H16V202H15ZM35 200H37V198L35 199ZM9 201H13L12 203V205H14L15 204V206H14V208H13V210H12V205L11 204H9V203H11V202H9ZM17 201H19V203L20 204H18V202ZM22 201V202H21ZM76 203H75V202ZM15 202V203H14ZM38 202H40V201H38ZM55 202V201H54ZM80 202V201H79ZM16 203H17V205H16ZM54 204L56 205L55 207H54ZM65 204V205H64ZM25 205V206H24ZM61 205V206H60ZM70 205V204H69ZM121 205H122V207L124 206H126L124 203L123 204H117V207H115V210H113L114 212H116V213H113V211L111 212V213H109V215H108V217L106 218V219H103L104 221H105V223L108 225V224H110V225H113L114 224V221H116L117 220V218H119L120 216H118V215H122V214H124L125 213V211L124 210H122L121 208ZM21 206V207H20ZM24 206V207H23ZM48 206V207H47ZM75 206V207H74ZM6 207H9V209L7 210V209H5ZM40 207V208H39ZM41 207H44V208H41ZM65 207V208H64ZM4 208V209H3ZM17 208V209H16ZM64 208V209H63ZM118 208V209H117ZM16 209V210H15ZM19 209V210H18ZM31 209H33V210H31ZM40 209V210H39ZM1 210V211H2ZM4 210H6V211H4ZM35 210V211H34ZM19 211V212H18ZM122 211H124V212H122ZM11 212V213H10ZM20 212H21V214H20ZM9 213H10V215H9ZM14 213V214H13ZM113 213V214H112ZM12 214V215H11ZM115 214V215H114ZM26 215L27 216H30L29 217V219H27L26 218ZM111 215V216H110ZM117 215V216H116ZM17 217H18V219H17ZM109 217H113V218H109ZM115 217H116V219H115ZM13 218H15V219H13ZM25 218V219H24ZM108 218H109V222H108ZM9 219V220H8ZM113 219V220H112ZM113 221V223L111 224V222L110 221ZM15 221H18V222H15ZM3 222H5L4 224H5V226H3ZM24 221H22L21 222V224L23 223ZM108 222V223H107ZM8 223L11 225V228H12V230H10V228L9 227H7L6 225H8ZM24 223V224H25ZM29 222H27L26 223V225H29L30 223H31V221H30V223L28 224ZM9 225V226H10ZM0 229V230H1ZM3 229V230H4ZM2 230V231H3ZM7 232V231H5L7 234L8 233H11L10 235H9V237H7V238H10V239H8V240H11V241H13V240H16L13 236L14 235H12V232ZM14 238V239H13ZM118 254H116L115 255V257H117L118 258V256H117ZM114 256V255H113ZM106 256H104L103 258L104 259H106L105 258ZM114 258V257H113ZM107 260V259H106Z\"/></svg>","mask_w":264,"mask_h":264}]
</instances>
